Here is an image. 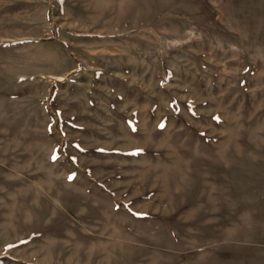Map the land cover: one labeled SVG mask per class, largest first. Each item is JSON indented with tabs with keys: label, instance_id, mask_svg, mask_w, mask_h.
<instances>
[{
	"label": "rangeland",
	"instance_id": "rangeland-1",
	"mask_svg": "<svg viewBox=\"0 0 264 264\" xmlns=\"http://www.w3.org/2000/svg\"><path fill=\"white\" fill-rule=\"evenodd\" d=\"M0 221V264H264V0H0Z\"/></svg>",
	"mask_w": 264,
	"mask_h": 264
},
{
	"label": "crops",
	"instance_id": "crops-1",
	"mask_svg": "<svg viewBox=\"0 0 264 264\" xmlns=\"http://www.w3.org/2000/svg\"><path fill=\"white\" fill-rule=\"evenodd\" d=\"M2 164H3V166H4V168H7L6 167V165H5V162H1ZM23 163H21V165H22ZM18 165V164H17ZM15 166V167H18V166ZM16 169V168H15ZM5 174L6 175H8V176H14V175H16V174H12V173H8L7 172V169H5ZM17 175H21V174H18L17 173ZM32 177H30V182L32 181ZM4 223V224H3ZM2 227L3 228H5V229H7V227H8V222H2V221H0V228L2 229ZM8 232H3V234L2 235H0V258L2 257V255L3 254H7V252H8V249H9V243L10 242H15V244H18V243H21V240H19L20 238H18V239H15V240H13V237L11 238H9L6 234H7ZM15 238H17V237H15ZM11 240H13V241H11ZM14 251H16V252H19V249L18 248H15L14 249ZM5 256V255H4Z\"/></svg>",
	"mask_w": 264,
	"mask_h": 264
},
{
	"label": "bare ground",
	"instance_id": "bare-ground-1",
	"mask_svg": "<svg viewBox=\"0 0 264 264\" xmlns=\"http://www.w3.org/2000/svg\"><path fill=\"white\" fill-rule=\"evenodd\" d=\"M59 78H61V77H59Z\"/></svg>",
	"mask_w": 264,
	"mask_h": 264
}]
</instances>
